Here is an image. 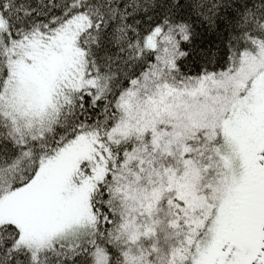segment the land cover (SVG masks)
Wrapping results in <instances>:
<instances>
[{
	"label": "snow or ice",
	"instance_id": "snow-or-ice-1",
	"mask_svg": "<svg viewBox=\"0 0 264 264\" xmlns=\"http://www.w3.org/2000/svg\"><path fill=\"white\" fill-rule=\"evenodd\" d=\"M0 264H264V0H0Z\"/></svg>",
	"mask_w": 264,
	"mask_h": 264
}]
</instances>
